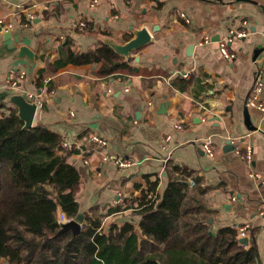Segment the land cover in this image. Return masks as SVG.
<instances>
[{"label": "crops", "instance_id": "crops-1", "mask_svg": "<svg viewBox=\"0 0 264 264\" xmlns=\"http://www.w3.org/2000/svg\"><path fill=\"white\" fill-rule=\"evenodd\" d=\"M0 27V117L16 107L8 100L13 93L43 100L34 124L68 142L67 161L80 173V212L104 214L105 233L133 223L142 238L138 211L151 183L162 195L173 178L192 172L189 190L197 176L210 228L248 225V245L257 244L264 264V111L247 105L264 62V0H0ZM142 27L152 40L129 57L119 54L131 71L99 73L109 65L102 55L56 65L67 49H113L109 41L125 43ZM230 30L247 35L234 37L233 57L226 58L218 41ZM206 37L212 41L204 43ZM207 139L212 156L203 147ZM248 145L251 163L241 156ZM109 151L135 164L104 161ZM118 205L123 209L111 212Z\"/></svg>", "mask_w": 264, "mask_h": 264}, {"label": "trees", "instance_id": "trees-1", "mask_svg": "<svg viewBox=\"0 0 264 264\" xmlns=\"http://www.w3.org/2000/svg\"><path fill=\"white\" fill-rule=\"evenodd\" d=\"M99 55L109 61L99 73L131 71L107 44L89 53L67 49L56 65L100 61ZM8 110L0 117V264H262L255 242L240 244L231 226L210 228L205 189L196 176L189 190L188 171L162 195L155 191L158 182L151 183L153 192L143 196L138 211L142 238L130 222L105 233L98 212L84 213L80 233H59V211L70 218L80 213L79 170L67 161L59 133L39 123L24 128L17 107Z\"/></svg>", "mask_w": 264, "mask_h": 264}, {"label": "built area", "instance_id": "built-area-1", "mask_svg": "<svg viewBox=\"0 0 264 264\" xmlns=\"http://www.w3.org/2000/svg\"><path fill=\"white\" fill-rule=\"evenodd\" d=\"M182 16L184 17V19L187 22H189V19L185 14H182ZM29 18L32 20L35 18V15L31 14V15H29ZM78 26L84 28V27L88 26V24L85 21H80ZM246 35H247L246 30L238 31L236 33L234 30H230L227 36L219 39L218 44H219L220 51H221L222 55L226 58L233 57V53L228 48L229 43L234 39V37L240 38V37H245ZM211 41H212V39L210 37H206L203 42L204 43H210ZM182 76H187V73L182 74ZM10 84L13 88H16L18 81L12 80L10 82ZM29 98H30V100H34L37 103L38 108L43 106V100L36 97V95H30ZM247 105L251 106V107H255L258 110L264 111V62L259 66V68L255 74L253 86H252L251 93H250L248 101H247ZM180 127H182V126L178 125V128H180ZM92 140H93V142L99 144L100 146H102L104 148L109 147L108 141L99 137V136H93ZM61 145L63 147H66L68 145V142L65 140H62ZM203 147L205 148L206 152L209 155H211V156L214 155L215 151H214V148L212 146V142L210 139H207L206 141L203 142ZM237 152L240 153L239 150H237ZM241 156L248 163H251L253 161V147L251 145H248L246 153L241 155ZM103 160L104 161L113 160L117 165H119L121 167H128V166H132L133 164H135L133 161H131L129 159L121 158L120 156H118L115 153H112L111 151L107 152L103 156ZM252 175H254V174H252ZM194 185H195V182L191 180V186H194ZM150 195L151 194H149V197H150ZM72 219H74V218L67 217V215L63 211H59L58 221L60 223L69 222ZM248 227H249L248 225H244V226H240L238 224L233 225V228L236 229L238 232V239H242V238L247 237ZM242 245H244L246 247L248 246V244L247 245L242 244ZM4 264H9V263H4Z\"/></svg>", "mask_w": 264, "mask_h": 264}, {"label": "water", "instance_id": "water-1", "mask_svg": "<svg viewBox=\"0 0 264 264\" xmlns=\"http://www.w3.org/2000/svg\"><path fill=\"white\" fill-rule=\"evenodd\" d=\"M2 27H0V30ZM10 31H6L5 35H9ZM134 37L128 40L125 43H119L116 41H109L110 45L113 49L120 55L129 57L131 52L139 49L140 47L148 44L152 40V33L147 27H142L138 30L134 31ZM21 53H25L30 58H34V53L32 50H29L28 47L22 46ZM8 100L13 103L18 110V115L24 121V128H30L34 125L35 117L38 110V105L34 100L28 99L25 95L19 93H13L9 96ZM245 117L247 123L250 121V113L249 109H245ZM230 144V142H228ZM232 148H235L234 145H231ZM209 222H212L210 219ZM84 225V213L80 212L76 218L72 219L69 222H65L61 224V230L59 233L64 231L71 230L73 233L78 234L82 231ZM241 244H248L249 239L247 237L240 239Z\"/></svg>", "mask_w": 264, "mask_h": 264}]
</instances>
